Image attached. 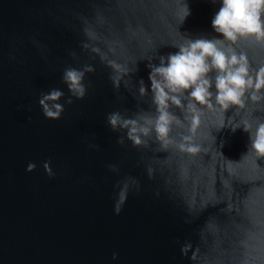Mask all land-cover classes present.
<instances>
[{
	"label": "water",
	"instance_id": "1",
	"mask_svg": "<svg viewBox=\"0 0 264 264\" xmlns=\"http://www.w3.org/2000/svg\"><path fill=\"white\" fill-rule=\"evenodd\" d=\"M221 6L0 0V264H264V158L249 153L243 129L264 119V103L204 107L195 131L173 109L183 124L167 147L155 133L135 147L107 122L116 111L155 116L149 65L186 39H223L212 27ZM237 50L264 65V45L241 40ZM85 65L95 69L87 95L68 105L64 70ZM112 76L122 77L119 91ZM54 88L65 97L56 121L39 104ZM185 136L197 152L177 147Z\"/></svg>",
	"mask_w": 264,
	"mask_h": 264
},
{
	"label": "clouds",
	"instance_id": "2",
	"mask_svg": "<svg viewBox=\"0 0 264 264\" xmlns=\"http://www.w3.org/2000/svg\"><path fill=\"white\" fill-rule=\"evenodd\" d=\"M212 27L223 39H186L185 43L175 46L178 52L166 58L159 57L158 66L149 65L155 116L141 113L135 118H126L119 111L109 113L107 122L113 131L123 130L127 140L135 147H147L148 138L155 133L156 139L167 147L174 143L171 138L173 126L183 124L173 109H180L185 119L190 120L192 131H195L200 122V110L204 107L218 106L226 112L232 107L245 109L249 102L264 103V65L253 68L248 56L237 50L241 40L251 39L264 45V0H222V6L212 20ZM94 71L90 65L82 69L65 68L63 81L71 93L65 103L71 105L73 98L83 100L86 97L88 87L84 83L85 77ZM213 72L216 73L214 78L210 75ZM124 75L130 73L125 71ZM110 79L119 91L122 77L112 76ZM213 85L215 93L211 91ZM139 96H148L143 80L139 83ZM64 98L63 91L55 88L41 94L39 104L47 119L56 121L62 118L65 109L60 101ZM243 129L250 134L249 153L264 158V119L258 118L254 129L252 123L245 122ZM189 140L190 137H182L184 142L178 143L177 147L181 151L197 152L198 147L187 143ZM118 143L124 145L125 138L121 136ZM36 167L35 163H29L27 171L31 173ZM43 167L50 177L54 175L50 162H45ZM110 167L116 170L115 166ZM122 204L121 198L115 206L116 214L122 210ZM113 258H116L115 254Z\"/></svg>",
	"mask_w": 264,
	"mask_h": 264
}]
</instances>
